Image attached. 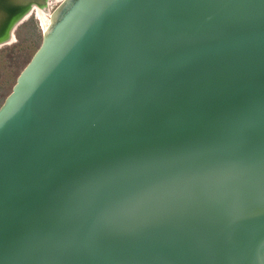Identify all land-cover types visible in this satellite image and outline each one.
Segmentation results:
<instances>
[{"label": "water", "instance_id": "obj_1", "mask_svg": "<svg viewBox=\"0 0 264 264\" xmlns=\"http://www.w3.org/2000/svg\"><path fill=\"white\" fill-rule=\"evenodd\" d=\"M0 0L45 13L0 104V264H264V0Z\"/></svg>", "mask_w": 264, "mask_h": 264}, {"label": "rangeland", "instance_id": "obj_2", "mask_svg": "<svg viewBox=\"0 0 264 264\" xmlns=\"http://www.w3.org/2000/svg\"><path fill=\"white\" fill-rule=\"evenodd\" d=\"M57 4L55 1L49 11L51 12ZM38 18L33 14L28 16L14 30L13 41L0 47V104L9 93L17 74L40 44L43 25ZM5 47L12 49L2 50Z\"/></svg>", "mask_w": 264, "mask_h": 264}, {"label": "bare ground", "instance_id": "obj_3", "mask_svg": "<svg viewBox=\"0 0 264 264\" xmlns=\"http://www.w3.org/2000/svg\"><path fill=\"white\" fill-rule=\"evenodd\" d=\"M55 1H58V0H53V1H52V4H53ZM35 17H37V18L39 17V18H40V19H39V18H38V19L41 20V23H42V25H43V26H42V30H45V28H46V26H47V23H48V17H47V14H45V13H40V12H39V13H36V14H35Z\"/></svg>", "mask_w": 264, "mask_h": 264}, {"label": "trees", "instance_id": "obj_4", "mask_svg": "<svg viewBox=\"0 0 264 264\" xmlns=\"http://www.w3.org/2000/svg\"><path fill=\"white\" fill-rule=\"evenodd\" d=\"M12 48H9V47H5L4 49H2V50H4V51H8V50H11ZM4 99V98H3ZM3 101V100H2ZM2 103V102H1Z\"/></svg>", "mask_w": 264, "mask_h": 264}]
</instances>
